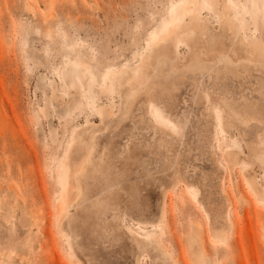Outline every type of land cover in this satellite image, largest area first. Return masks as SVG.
<instances>
[{"label": "rangeland", "instance_id": "1", "mask_svg": "<svg viewBox=\"0 0 264 264\" xmlns=\"http://www.w3.org/2000/svg\"><path fill=\"white\" fill-rule=\"evenodd\" d=\"M181 1L0 0V264H137L140 254L141 264H198L188 237L200 223L211 264H264V167L251 152L264 133V0H235L237 31L207 4L205 34L156 49L152 36ZM166 49L179 68L134 86L122 112L129 86L111 88L105 72ZM221 53L238 63L207 68ZM197 57L205 68L185 67ZM90 90L113 114L93 108ZM223 95L253 104L261 120L243 123ZM92 128L76 197L54 168L69 151L78 161L86 149L74 136ZM126 225L158 237L142 253Z\"/></svg>", "mask_w": 264, "mask_h": 264}, {"label": "bare ground", "instance_id": "2", "mask_svg": "<svg viewBox=\"0 0 264 264\" xmlns=\"http://www.w3.org/2000/svg\"><path fill=\"white\" fill-rule=\"evenodd\" d=\"M209 4L211 8L217 10L219 13H222L223 16L226 17V25L230 27L231 29H235L236 31L239 29L238 26H235L234 19L239 17V13L237 12V4L235 0H185L181 1L178 4H176L172 10H171V18L168 22L165 23L164 28L162 31L157 33L155 36H152L151 40H155L154 44L156 46L157 43H168L177 45V42H179L181 39L189 38L195 33L205 34L207 32V25L205 21L206 18L203 17V9L206 7L205 5ZM153 43V42H152ZM162 43V44H163ZM164 45V44H163ZM167 45V46H169ZM173 46V45H172ZM165 47V46H164ZM175 47V46H173ZM157 49V46H156ZM167 49H169L167 47ZM166 49V50H167ZM154 50V49H153ZM159 50V49H158ZM164 50V52H158L156 55H152L151 58L147 56L146 54L142 56V60L137 64L134 68L131 70H126L123 68L119 69H109L105 72V76L108 77L111 81L110 85L111 88L115 87H124L128 85V89H125V95H123V104H125L124 109L122 112L127 110L128 107H131V104L128 106L129 102H132L133 99L137 96V88H143V90L147 89L150 83V80L153 78V81H155V76L159 77L160 73H162L166 66L169 70H176L179 68L178 60L180 59L177 55H174L169 50ZM173 50V49H172ZM155 53V52H154ZM176 54V53H175ZM248 61H253L252 57L246 58ZM259 60V59H258ZM239 60L233 59L229 54H220L218 59L215 62H206V64L203 63V60L200 58H195L193 61L189 63H185L186 68L190 67H198L199 69L202 67L210 68L211 70H218L220 68L219 62H224V66L228 68H232L238 63ZM75 63H72L73 66ZM204 65V66H203ZM206 65V66H205ZM150 67L152 69H150ZM83 74L87 67L84 65ZM201 68V69H202ZM151 70V72L149 71ZM77 70H82V67H77ZM153 70V71H152ZM166 71V70H165ZM164 71V72H165ZM163 72V75L166 73ZM168 75V73H167ZM165 76V75H164ZM162 76V77H164ZM143 80H140V79ZM161 78V76H160ZM159 79V78H156ZM137 81V85H134V82ZM153 84V83H152ZM151 84V85H152ZM155 84V83H154ZM150 85V86H151ZM156 85V84H155ZM104 86H108L107 83L104 84ZM134 86H138L135 88ZM148 86V87H147ZM147 87V88H146ZM139 88V90H140ZM145 88V89H144ZM150 89V88H149ZM149 91V90H147ZM151 91V89H150ZM89 103L93 106L94 109L102 111L103 114H113V106L111 108H108L110 106H97V102L95 99V95L93 92L89 93L88 96ZM222 100H224L226 107L228 110L234 114L236 118H238L240 121H242L245 124H248L252 120H261L258 115L259 111L255 108V106L251 103H239L236 102L233 99H229L226 95L222 96ZM128 106V107H127ZM129 109V108H128ZM125 110V111H126ZM124 111V112H125ZM128 112V110H127ZM126 112V113H127ZM102 114V115H103ZM104 116V115H103ZM102 116V117H103ZM94 127V126H93ZM94 128L89 131L87 129L86 133L85 131L80 130L77 132L74 136L73 142L76 145V149H86V152L81 155V157L78 159V161H75L72 159L69 153L61 160L59 165L54 168V174L57 176V179L59 182H61L65 188L67 189L68 194L73 193L74 191L77 192L76 197H78L82 193V177L86 175L88 165L93 160V155L96 150L97 142L96 137L98 134L94 132ZM89 131V132H88ZM89 134H88V133ZM95 133V134H94ZM97 135V136H96ZM74 145V144H73ZM75 147V146H74ZM252 154L256 158V160L264 167V133L259 135V140L256 145L252 146ZM73 150V149H72ZM78 150V149H77ZM83 152V151H81ZM72 153V152H71ZM70 153V154H71ZM240 157V150L236 144H231L226 149V160L229 162H233L234 160L238 159ZM230 164V163H229ZM223 168L226 167L224 165V160L220 163ZM220 166V167H221ZM225 166V167H224ZM247 169L245 166L244 170ZM249 171V170H247ZM249 173V172H248ZM252 173V172H251ZM250 174V173H249ZM248 175V174H247ZM254 176V175H251ZM249 177L245 175L246 181L257 191L260 192L259 184L257 180L253 177ZM255 177V176H254ZM84 178V177H83ZM226 191V190H225ZM235 193L239 194L241 198L246 200V195L242 193L241 186L238 184L237 187L233 190ZM197 190L195 189L194 194L197 197L199 194H197ZM199 193V192H198ZM229 194V192H228ZM259 194V193H258ZM73 195V194H72ZM75 195V193H74ZM73 195V196H74ZM260 200H264V197L261 196V194L258 195ZM71 199V198H70ZM74 199V198H73ZM73 201V200H71ZM69 200V203L71 202ZM67 212H65L64 215H66ZM229 217V216H228ZM126 228L128 231L132 234L133 238L136 240V243L140 249V251H144L143 249H146L147 244L151 243V239H157L158 233L156 231L147 232L146 230L142 229H136L130 225H126ZM71 233H67L69 235ZM264 235V234H263ZM73 236V235H72ZM203 237L202 235V229H201V223L196 224V227L193 226V231L189 235L188 238L191 239L193 242H198L199 246H196L197 249H194V255H195V261L198 264H211L209 261V253L208 249L206 248V245L200 244V239ZM205 237V235H204ZM71 238V235H70ZM69 238V239H70ZM72 241V240H71ZM203 242V241H202ZM143 253V252H142ZM141 255V254H140ZM139 255V256H140ZM137 258V264H141L142 261H140V257ZM216 264V262L212 263Z\"/></svg>", "mask_w": 264, "mask_h": 264}, {"label": "snow or ice", "instance_id": "3", "mask_svg": "<svg viewBox=\"0 0 264 264\" xmlns=\"http://www.w3.org/2000/svg\"><path fill=\"white\" fill-rule=\"evenodd\" d=\"M205 6H207V5H205ZM261 8L264 9V2H262V4H261ZM217 115L219 116V111L217 112ZM171 127L173 128V130H174L175 132H177V134H179L180 129H177V128L175 127V125H172Z\"/></svg>", "mask_w": 264, "mask_h": 264}]
</instances>
